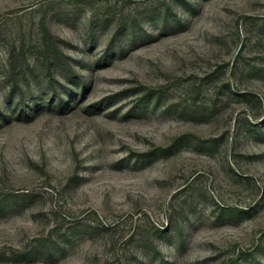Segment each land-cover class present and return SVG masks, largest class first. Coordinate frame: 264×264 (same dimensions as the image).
I'll return each mask as SVG.
<instances>
[{"label":"rangeland","instance_id":"374dc122","mask_svg":"<svg viewBox=\"0 0 264 264\" xmlns=\"http://www.w3.org/2000/svg\"><path fill=\"white\" fill-rule=\"evenodd\" d=\"M0 264H264V0H0Z\"/></svg>","mask_w":264,"mask_h":264}]
</instances>
